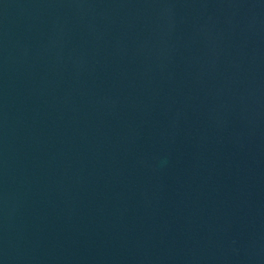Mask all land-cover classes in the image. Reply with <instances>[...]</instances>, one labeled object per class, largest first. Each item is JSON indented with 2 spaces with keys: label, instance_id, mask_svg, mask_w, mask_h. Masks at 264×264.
Listing matches in <instances>:
<instances>
[{
  "label": "water",
  "instance_id": "95a60500",
  "mask_svg": "<svg viewBox=\"0 0 264 264\" xmlns=\"http://www.w3.org/2000/svg\"><path fill=\"white\" fill-rule=\"evenodd\" d=\"M0 264H264V0H0Z\"/></svg>",
  "mask_w": 264,
  "mask_h": 264
}]
</instances>
